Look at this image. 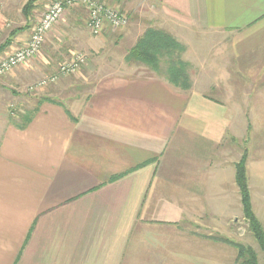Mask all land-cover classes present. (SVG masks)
Returning <instances> with one entry per match:
<instances>
[{
    "label": "crops",
    "instance_id": "crops-1",
    "mask_svg": "<svg viewBox=\"0 0 264 264\" xmlns=\"http://www.w3.org/2000/svg\"><path fill=\"white\" fill-rule=\"evenodd\" d=\"M29 1L0 0V59L49 2L23 12ZM97 1L127 24L93 36L85 8H68L38 54L0 78V264H223L206 223L237 201L231 157L250 112L238 107L263 111L264 0ZM149 29L179 47L154 68L130 56ZM77 50L79 72L30 90Z\"/></svg>",
    "mask_w": 264,
    "mask_h": 264
},
{
    "label": "rangeland",
    "instance_id": "rangeland-1",
    "mask_svg": "<svg viewBox=\"0 0 264 264\" xmlns=\"http://www.w3.org/2000/svg\"><path fill=\"white\" fill-rule=\"evenodd\" d=\"M74 10H76L74 13L78 14L80 17L83 16L81 15L83 13L82 7L77 6L75 7ZM68 25H69V22L68 20H66L62 22L61 26H68ZM78 27L83 28L82 21H80V24L78 25ZM81 31L83 30L81 29ZM65 36L66 38L65 39L61 38V40L64 39L65 41H67V38L70 36L69 31L65 33ZM66 43L67 42H59V44H62V45H59L60 47L59 49L61 50V48L63 47V44H66ZM63 48H65V46ZM77 51L83 53L80 50H77ZM82 67L83 65L80 67L79 71L82 69ZM36 80L37 78L29 82L30 83L29 86H31L32 82H35ZM259 84L260 83L257 82V85ZM34 99L35 98H32V97L28 98V100H34ZM242 99L243 101L246 100V103L249 104V100H250L249 97L248 98L242 97ZM242 99H238V101L240 100L242 101ZM258 99L263 100L261 101L263 102V106H262L263 108L261 107L263 110L262 113L257 112L255 109L257 108L258 104L260 105V102L257 103L255 107H254V104H253V107L251 106V107L246 108L244 104L242 105V107H238L239 110H244V109L250 110V112L239 113L238 114L239 116H237V121L243 119L245 122L244 124L242 120L239 121L244 124V127L243 129L240 130V132L243 133L246 129L247 134L245 135L244 139L237 138L236 144H235L236 151L235 153L233 151V155L231 157V161L234 157V160H235L234 166H235L236 163L241 160L243 154L246 155V173H247V180H248L247 181L248 189L250 192V203H251V207L252 205L254 206L252 211L254 212V215L256 216V218L257 216L258 217L264 216V98L263 99L258 98ZM256 102L257 101H255L254 103ZM30 107L32 108V106ZM8 111L10 114L13 113L14 115H17V111L14 110L13 107H10V108L8 107ZM251 121H252V125H249L248 122H251ZM239 124L240 123H238V125ZM243 136L241 137L243 138ZM235 176H236V170H235ZM225 190H228V188L222 189V191H225ZM236 192L235 191L231 192L236 195V198H237L236 204H234V202L233 203L231 202L230 204H227L225 206V207H228V209H222V206L225 205L223 204L221 208L219 209V217L217 218L216 221H214V224L212 225L211 223H206L210 226V229H208V231L211 232L210 236H208V240H210L209 237L213 238L215 235V237H217L216 239L217 241L215 242V244H214V241L212 240L205 241L204 244L206 248L210 249L208 247L210 246L211 247L210 250L216 253L215 257L211 255V258H214L215 262H222L223 264L225 263L226 264H242L240 258H238L237 256L234 258L232 255L235 250V247L227 243V241H232L235 243H241V244L247 245L251 248L254 247V250L257 251L255 253L256 258H257V263L264 264V254H261V251H259L260 249H258V246H257L258 244L255 243L252 237V234L249 231L248 221L243 215L242 207L240 209L241 203H239L240 195H239L238 188ZM224 195L226 196L229 194H222L221 200H224ZM206 227L208 226L206 225ZM218 237H220V239ZM212 247H214V249H212ZM233 259H235V261Z\"/></svg>",
    "mask_w": 264,
    "mask_h": 264
},
{
    "label": "built area",
    "instance_id": "built-area-1",
    "mask_svg": "<svg viewBox=\"0 0 264 264\" xmlns=\"http://www.w3.org/2000/svg\"><path fill=\"white\" fill-rule=\"evenodd\" d=\"M74 6L85 8L87 12L86 25L93 36L101 35L105 28L117 29L127 24V19L124 15L97 0H49L40 19L33 27L26 44L5 58L0 59V78L16 67L33 59L41 50L46 35L58 23L64 11ZM84 63L85 55L76 53L70 61L59 64L52 75L30 86V90L54 82L60 75L74 74L79 71Z\"/></svg>",
    "mask_w": 264,
    "mask_h": 264
},
{
    "label": "trees",
    "instance_id": "trees-1",
    "mask_svg": "<svg viewBox=\"0 0 264 264\" xmlns=\"http://www.w3.org/2000/svg\"><path fill=\"white\" fill-rule=\"evenodd\" d=\"M34 1L35 0H30L24 6L23 12H25ZM177 48L179 47L171 36L162 31L149 29L132 48L130 56H136L143 64L150 68H154L156 65H158L157 58L160 57V55H162L165 50L169 52V50H177ZM176 72L180 71L177 68H174L170 70L169 74L171 76L172 83L178 85L180 80L174 77ZM34 110L27 114L25 117V122L30 119ZM235 170V181L240 195V203L243 215L248 221L249 231L251 232L253 239L259 245L261 251L264 254V231L258 219L254 215L250 203L245 154H243L241 160L236 163ZM227 243L235 247L237 251V257L240 258L242 264H258L256 254L251 247L232 241H227Z\"/></svg>",
    "mask_w": 264,
    "mask_h": 264
}]
</instances>
